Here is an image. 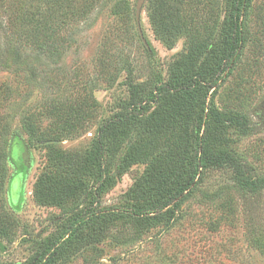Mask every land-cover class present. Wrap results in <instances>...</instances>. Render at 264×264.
<instances>
[{
	"label": "rangeland",
	"instance_id": "obj_1",
	"mask_svg": "<svg viewBox=\"0 0 264 264\" xmlns=\"http://www.w3.org/2000/svg\"><path fill=\"white\" fill-rule=\"evenodd\" d=\"M98 1L88 21L75 23L80 25L75 42L61 51L57 64L43 65L45 72L41 69L38 80L0 71V119L9 133L7 141L17 136L22 143L15 161L24 166L19 174L15 164H8L0 177V264H36L73 217L92 213H118L121 218L99 242L85 244L55 264H264V190L257 195L240 192L230 164L199 169L180 197L175 218L140 229L129 215L145 204L134 190L152 160L134 163L122 175L105 160L92 163L99 128L127 113H135L140 121L148 118L162 100L158 90L168 88L170 67L187 64L183 60L192 45L207 44L208 39L216 45L233 0H169L172 18L181 27L172 49L151 26L159 0H146L142 8L147 48L135 27L136 0ZM245 23L246 42L211 100L224 115V124L220 134L211 133L209 143L212 153H226L250 175L260 177L264 176V0H249ZM132 86L148 89L141 110L131 108ZM70 109L78 120L72 128H64ZM67 131L70 134L63 133ZM168 139L140 136L158 150ZM72 156L89 165L76 194H71V172L64 170Z\"/></svg>",
	"mask_w": 264,
	"mask_h": 264
},
{
	"label": "trees",
	"instance_id": "obj_2",
	"mask_svg": "<svg viewBox=\"0 0 264 264\" xmlns=\"http://www.w3.org/2000/svg\"><path fill=\"white\" fill-rule=\"evenodd\" d=\"M78 1L82 2L79 7L74 5ZM98 4V0H0V71L38 80L43 65L57 64L61 51L75 42L79 23L85 22ZM248 5L249 0H233L226 14L227 27L223 28L216 45L212 46L209 39L207 44L192 45L183 60L187 64L170 67L168 88L158 90L163 93L162 100L148 118L140 121L135 113H127L106 121L99 128V145L92 163L105 160L116 174L122 175L132 164L152 160L141 184L134 190L145 204L131 209L129 215L132 224L140 229L175 218L182 203L180 197L189 190L199 169L203 172L228 163L240 192L257 195L264 190V176L250 175L226 153H212L209 143L211 133L220 134L224 124V115L212 106L211 100L224 74L236 63L238 49L246 42ZM170 7L169 0L156 2L151 26L159 40L172 49L181 27L179 20L172 18L174 13ZM147 94V88L132 86L131 108L141 110L142 103L148 101ZM71 112L70 109L64 119V128H72L78 120L76 112L73 116ZM3 123L0 119V177L6 174L11 163L22 174L23 164L18 166L20 161H15V156L22 153V143L17 136L8 142L9 133ZM180 132L184 136L177 141ZM63 133L70 134V131ZM141 134L151 139H169L158 150L152 143L140 140ZM88 168L86 159L71 157L64 168L71 172V194L79 192L78 181L83 173L89 172ZM119 218L118 213L73 217L63 235L36 264L62 262L79 247L99 242Z\"/></svg>",
	"mask_w": 264,
	"mask_h": 264
},
{
	"label": "water",
	"instance_id": "obj_3",
	"mask_svg": "<svg viewBox=\"0 0 264 264\" xmlns=\"http://www.w3.org/2000/svg\"><path fill=\"white\" fill-rule=\"evenodd\" d=\"M145 1L146 0H136L135 9H134L135 10V12H134V22H135L137 35H138L141 43L147 48L148 46H147L146 40L144 39V36H143V32H142V29H141V20H140L142 8H143V5H144Z\"/></svg>",
	"mask_w": 264,
	"mask_h": 264
}]
</instances>
